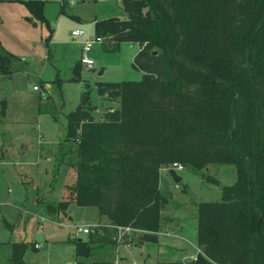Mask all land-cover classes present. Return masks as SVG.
I'll return each mask as SVG.
<instances>
[{"label": "trees", "instance_id": "16d2710c", "mask_svg": "<svg viewBox=\"0 0 264 264\" xmlns=\"http://www.w3.org/2000/svg\"><path fill=\"white\" fill-rule=\"evenodd\" d=\"M121 1L125 17L95 21L94 34L113 49L137 43L143 76L98 82V93L118 101L99 118L82 91L61 143L74 180L46 204L58 216L75 203L106 218L71 239L75 262L114 245L117 225L153 238L170 197L160 168L177 161L194 170L233 164L236 179L218 200L197 203L195 257L157 264H264V0ZM25 5L40 15L41 0ZM14 60L0 53V73L10 75ZM28 245L11 242L10 264H26Z\"/></svg>", "mask_w": 264, "mask_h": 264}, {"label": "rangeland", "instance_id": "374dc122", "mask_svg": "<svg viewBox=\"0 0 264 264\" xmlns=\"http://www.w3.org/2000/svg\"><path fill=\"white\" fill-rule=\"evenodd\" d=\"M25 1L0 0V53L15 59L11 77L1 78L0 73V264H10L11 242L21 240L35 246L25 250L26 264H77L71 239L87 236L77 226L97 222L94 208L69 203L65 214L58 216L46 206L61 200L64 184L74 180L69 145L61 144L67 113L88 90L94 117H101L118 101L98 93V82L139 79L144 70L134 63L136 43H121L114 49L95 43L87 53L93 67L79 62L81 40L95 37L93 22L125 17L121 0H41L40 15L32 14ZM73 29L86 34L74 38ZM163 167L162 189L170 197L161 210L160 231L179 236L159 235L156 240L157 234L146 238L139 230L124 233L114 245L93 249L86 264L94 259L157 264L198 252L196 205L218 200L221 186L236 179V168L229 163H211L198 170L184 166L176 170L181 176L176 182L168 166ZM4 220L12 227L7 228ZM168 244L185 250L168 251Z\"/></svg>", "mask_w": 264, "mask_h": 264}, {"label": "built area", "instance_id": "2783aa9c", "mask_svg": "<svg viewBox=\"0 0 264 264\" xmlns=\"http://www.w3.org/2000/svg\"><path fill=\"white\" fill-rule=\"evenodd\" d=\"M86 34V32L84 30L81 29H73L70 31V35L74 38H83V36ZM102 42V38L100 37H94L93 39H85V40H81V45H82V53H81V57L79 59V62L81 64H83L84 66L91 68L94 65V61L91 57H89L87 55V53L91 50L93 44L95 43H101ZM34 89H38V85H33ZM184 166L177 162V161H173L172 163H170L168 165V169L169 168H174V170H178V169H182ZM98 226V222H95L93 224H82L81 226H77V229L88 233L89 231L94 230L96 227ZM136 228H133L129 225H117L116 226V231H115V235L114 238L116 241H119L123 238L124 233H130L132 231H136ZM166 234H169V232L165 231ZM36 246H38V243H35ZM66 264H72L71 262H67Z\"/></svg>", "mask_w": 264, "mask_h": 264}, {"label": "crops", "instance_id": "0c3cea01", "mask_svg": "<svg viewBox=\"0 0 264 264\" xmlns=\"http://www.w3.org/2000/svg\"><path fill=\"white\" fill-rule=\"evenodd\" d=\"M94 23V22H93ZM137 44V43H136ZM139 46V45H138ZM13 73V72H12ZM12 73L10 74V75H8V76H4L3 74H1V78L2 77H6V78H9V77H11V75H12ZM46 85H47V87L49 86V84L48 83H46ZM162 168H165V167H161L160 168V177H161V169ZM166 169H168V168H166ZM161 181H162V185H164L165 184V180L164 179H162L161 178ZM90 207H92V208H94V210H95V213H96V221H98V220H101V221H106V218L104 217V216H99L98 215V213H97V210H96V208L94 207V206H90ZM68 218L69 219H71L72 218V216L69 214L68 215ZM167 232H169V234H171V235H174V236H179L178 234H176V233H171L169 230H167ZM157 238H156V240L159 238V235H168V234H166L165 233V231H158L157 233ZM67 239H69V238H67ZM142 241H140V243H141ZM36 243H38V241H36ZM48 243H50V241H48ZM38 247H39V245H38ZM166 249L168 250V251H174V250H178V249H183V251L185 250V248H182V247H179L178 245L176 246L175 244H168V245H166ZM196 249L199 251V247H198V245H196ZM182 251V252H183ZM195 255H196V253H191L188 257H186V256H182L180 259H184V258H193V257H195Z\"/></svg>", "mask_w": 264, "mask_h": 264}, {"label": "water", "instance_id": "95a60500", "mask_svg": "<svg viewBox=\"0 0 264 264\" xmlns=\"http://www.w3.org/2000/svg\"><path fill=\"white\" fill-rule=\"evenodd\" d=\"M101 72H102V69L99 71V73H101ZM168 170H169V173H170V175L174 181L178 182L181 179V176L176 173L174 168H169ZM4 223H5L7 228L12 227V224H10L8 221L4 220Z\"/></svg>", "mask_w": 264, "mask_h": 264}]
</instances>
